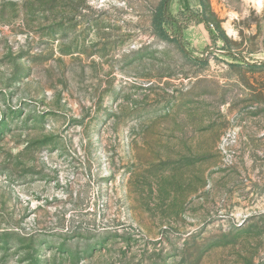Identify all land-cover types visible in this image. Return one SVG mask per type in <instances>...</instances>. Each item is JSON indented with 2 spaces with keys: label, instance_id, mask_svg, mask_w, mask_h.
I'll return each mask as SVG.
<instances>
[{
  "label": "rangeland",
  "instance_id": "1",
  "mask_svg": "<svg viewBox=\"0 0 264 264\" xmlns=\"http://www.w3.org/2000/svg\"><path fill=\"white\" fill-rule=\"evenodd\" d=\"M164 1L0 0V264H264V0Z\"/></svg>",
  "mask_w": 264,
  "mask_h": 264
},
{
  "label": "trees",
  "instance_id": "2",
  "mask_svg": "<svg viewBox=\"0 0 264 264\" xmlns=\"http://www.w3.org/2000/svg\"><path fill=\"white\" fill-rule=\"evenodd\" d=\"M170 3H171V0H166V1L162 2L160 7L158 8L157 16L159 18L160 28L162 27L161 26L162 25V21H161L162 18H165L166 21H169L172 18V15L170 13ZM165 20H163V22Z\"/></svg>",
  "mask_w": 264,
  "mask_h": 264
}]
</instances>
